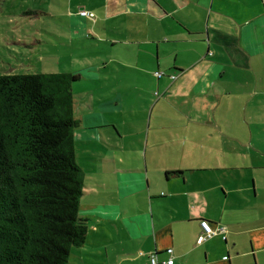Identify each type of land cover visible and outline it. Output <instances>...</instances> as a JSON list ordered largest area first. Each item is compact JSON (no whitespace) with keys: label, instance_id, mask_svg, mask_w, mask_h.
Wrapping results in <instances>:
<instances>
[{"label":"crops","instance_id":"crops-1","mask_svg":"<svg viewBox=\"0 0 264 264\" xmlns=\"http://www.w3.org/2000/svg\"><path fill=\"white\" fill-rule=\"evenodd\" d=\"M94 8L95 20L80 15ZM41 13L67 22L51 35L74 41L95 32L158 71L172 69L149 80L146 145L143 155L133 147V168H118L109 192L86 191L85 176L79 216L88 235L69 264H151L152 252L173 264H264V0H69L61 13ZM160 101L177 107V120ZM79 120L76 138L79 130L92 147L95 127H87L111 121L103 112ZM204 219L218 233L198 243Z\"/></svg>","mask_w":264,"mask_h":264},{"label":"trees","instance_id":"trees-1","mask_svg":"<svg viewBox=\"0 0 264 264\" xmlns=\"http://www.w3.org/2000/svg\"><path fill=\"white\" fill-rule=\"evenodd\" d=\"M79 79L69 71L0 74V264H69L87 239L72 90ZM153 254L159 260L152 252L150 262Z\"/></svg>","mask_w":264,"mask_h":264},{"label":"rangeland","instance_id":"rangeland-1","mask_svg":"<svg viewBox=\"0 0 264 264\" xmlns=\"http://www.w3.org/2000/svg\"><path fill=\"white\" fill-rule=\"evenodd\" d=\"M68 1L58 0L55 3L50 0H0V74L63 71L82 74L81 79L75 81L72 87L75 116L83 119L92 112H103L111 121L100 124L94 121L92 123L97 127H87H95L97 133L95 130L89 131L94 137L91 139L104 147L98 144L96 147L81 145V140L89 138L81 139V132L78 130L75 147L77 161L85 167V176L90 185L86 191L109 192L114 187L105 188L104 185L117 182V169L133 168L136 162L133 147L142 155L144 153L146 126L151 113L149 80L151 76L157 77V73L162 72L164 68L158 71L151 59H146L145 56L139 58V52L130 51L119 43L113 46L110 42H102L104 40L95 32L90 38L74 41H71L69 36L51 35L49 32L56 31L55 25L61 28L66 26L67 22L62 17H45L41 11L61 13L68 6ZM79 7L74 6V12L79 13ZM88 11L91 17H98L97 8ZM122 22L129 23L124 20ZM133 23L136 24L131 20L132 26ZM104 31L108 39L119 41L114 32L107 29ZM118 60L126 64L138 61L142 63L143 70L141 72L131 66L121 65ZM170 71L172 69L164 72L168 75ZM88 73H96L100 80H93L92 75ZM140 79H143V82ZM115 100L118 101L115 103ZM108 101L112 102L107 103ZM157 108L166 109L168 106L160 101ZM176 109L172 103L171 108L166 109L171 120L178 119ZM156 115L153 116V124L156 119L159 120ZM81 127H85V123H82ZM121 143L122 150L114 146ZM116 159L123 165L115 161ZM96 182L100 186L95 184Z\"/></svg>","mask_w":264,"mask_h":264},{"label":"built area","instance_id":"built-area-1","mask_svg":"<svg viewBox=\"0 0 264 264\" xmlns=\"http://www.w3.org/2000/svg\"><path fill=\"white\" fill-rule=\"evenodd\" d=\"M80 13L84 16L91 17V13L88 10L83 9L80 11ZM200 226H201V232L197 239L198 243H202L218 233V230L215 229L206 219L200 221ZM167 252L172 255L173 248H169ZM151 262L152 264H173L174 260L173 257H171L166 262H161L157 259L156 254H153L151 258Z\"/></svg>","mask_w":264,"mask_h":264}]
</instances>
